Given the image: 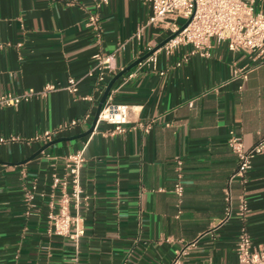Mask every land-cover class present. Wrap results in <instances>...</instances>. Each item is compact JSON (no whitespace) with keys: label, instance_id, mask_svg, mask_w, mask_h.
Returning a JSON list of instances; mask_svg holds the SVG:
<instances>
[{"label":"crops","instance_id":"1","mask_svg":"<svg viewBox=\"0 0 264 264\" xmlns=\"http://www.w3.org/2000/svg\"><path fill=\"white\" fill-rule=\"evenodd\" d=\"M256 7L264 12V0ZM95 12L100 39L88 25ZM152 13L150 0H0V94L79 79L76 94L59 89L0 106V138L20 137L0 142V264H72L75 256L80 264H171L191 243L184 264H235L243 231L264 245V150L247 182L232 183L229 217L224 192L238 164L230 131L248 148L264 137L263 58L216 41L208 56L192 54L191 45L159 50L157 68L145 58L110 91L116 103L131 106L127 130L112 133L114 124L95 121L115 75L172 34L149 22ZM99 50L117 54L118 70L105 82L94 69ZM237 68L248 78L235 75ZM74 119L80 124L73 129L33 139ZM82 147L85 234L77 245L50 232L49 214L57 198L53 176H63L67 154ZM177 157L184 161L181 201Z\"/></svg>","mask_w":264,"mask_h":264},{"label":"built area","instance_id":"2","mask_svg":"<svg viewBox=\"0 0 264 264\" xmlns=\"http://www.w3.org/2000/svg\"><path fill=\"white\" fill-rule=\"evenodd\" d=\"M108 0H103L107 2ZM153 13L150 16V23L163 24L172 34L169 39L158 50L150 54L146 62L149 66L157 68L158 51L166 53L173 52L181 45H191L192 54L208 56L211 53L213 41L225 43L232 51H244L255 53L256 57L264 59V12L257 10L258 0H150ZM183 19L184 22H180ZM88 25L92 27L98 38L102 36V25L100 15L95 12L90 15ZM141 31H138L139 34ZM1 45V43H0ZM121 48V46H120ZM96 60L94 69L98 72V81L105 82L108 73L116 72L117 54L116 51L104 54L97 51L94 54ZM235 75L244 79L248 78L245 69L237 68ZM59 89L68 90L71 93H78L79 79L69 77L66 85L61 86L54 83H47L43 89L30 88L20 94L1 93L0 106L19 105L23 101H29L33 96L44 95L50 91ZM85 99H91L85 96ZM131 106L118 104L114 101L113 95L109 93L104 101L98 120H105L115 125L112 133L124 132L127 130ZM80 124V120L74 119L55 130H45L34 136V140H50L61 131L70 130ZM148 131L151 123L144 125ZM0 138V142L19 139ZM228 143L237 155L238 164L236 171L230 177L224 189L227 202L226 215L229 217L234 211L232 183L239 179L243 184L247 182V173L252 167L253 159L264 150V137L252 147H246L243 137L230 131ZM86 162L85 147L66 156V171L63 176L55 174L52 179V188L57 191V198L51 204L49 214L51 228L50 232L55 235L69 238L78 245L85 234L84 218L80 213V207L86 196L82 184V169ZM177 179L174 192L181 201L184 195V161L181 157L176 158ZM30 200L33 195L27 194ZM180 205V204H179ZM249 210L248 201L244 195L240 197L239 213L244 214ZM193 243L183 246L178 250L175 259L171 264H184L183 256ZM237 262L235 264H264V245L256 246L248 232L243 231L236 245ZM72 264H80L78 256H75ZM204 264H230L214 263L209 261Z\"/></svg>","mask_w":264,"mask_h":264},{"label":"water","instance_id":"3","mask_svg":"<svg viewBox=\"0 0 264 264\" xmlns=\"http://www.w3.org/2000/svg\"><path fill=\"white\" fill-rule=\"evenodd\" d=\"M168 39H169V38H168ZM168 39H166V41H167ZM166 41H165V42H166ZM165 42H163V43L161 44V46L164 45ZM154 50H156V49H153L152 51H150L149 53H147L145 56H143L142 58L138 59V60L135 61L133 64H131L129 67H127L126 69L120 71V72H119L117 75H115V77L109 82V84H108V86H107V88H106V90H105V93H104V95H103V98L101 99V102H100V104H99V108H98V111H97V114H96L95 121L98 120L99 113H100V111H101L102 105H103L104 101L106 100L107 96L109 95V93H110V91H111V89H112V87H113L115 81L117 80V78H119L123 73H125V72L128 71L129 69H131L134 65H136L137 63H139V62H141L142 60H144L145 58H147L150 54H152V53L154 52ZM93 129H94V125H93V127H91V129H90L89 131H87V132L81 134L80 136H84V135L90 133ZM72 138H74V137H72ZM55 141H56V140H55ZM52 142H54V141H52Z\"/></svg>","mask_w":264,"mask_h":264},{"label":"rangeland","instance_id":"4","mask_svg":"<svg viewBox=\"0 0 264 264\" xmlns=\"http://www.w3.org/2000/svg\"><path fill=\"white\" fill-rule=\"evenodd\" d=\"M181 22H184V20H183V19H181Z\"/></svg>","mask_w":264,"mask_h":264}]
</instances>
